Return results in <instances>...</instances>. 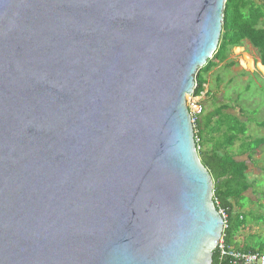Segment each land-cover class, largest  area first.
I'll use <instances>...</instances> for the list:
<instances>
[{"label":"water","instance_id":"obj_1","mask_svg":"<svg viewBox=\"0 0 264 264\" xmlns=\"http://www.w3.org/2000/svg\"><path fill=\"white\" fill-rule=\"evenodd\" d=\"M225 3L0 0V264H214L187 97Z\"/></svg>","mask_w":264,"mask_h":264},{"label":"trees","instance_id":"obj_2","mask_svg":"<svg viewBox=\"0 0 264 264\" xmlns=\"http://www.w3.org/2000/svg\"><path fill=\"white\" fill-rule=\"evenodd\" d=\"M245 40L249 41L257 50L260 62L264 66V0H226L218 48L207 63L199 69L196 75L194 96L202 97L207 83L205 75L218 63L225 62L230 51L235 47L242 46ZM232 64L227 63L228 67ZM201 103L203 105L202 101ZM226 109L228 108H219L213 114L212 118L217 117L219 122L216 121L217 126L212 125L210 121L206 125L208 137L202 134L203 121L200 116L204 110L197 119L199 158L213 180L215 207L218 211L224 209L227 215V228L224 230L225 243L236 250L264 253V246H255L249 241L242 243L236 239L237 234L246 227V218L241 212L244 208L245 195L253 190L248 179V166L245 162L239 161L237 157L248 153L254 154L264 146V138L252 140L247 137L245 124L238 122L236 126L234 117L224 112ZM258 126L264 128V121L260 122ZM220 133H224V135L215 137ZM236 142H240V147L234 151ZM213 262L218 264L216 251L213 254Z\"/></svg>","mask_w":264,"mask_h":264},{"label":"rangeland","instance_id":"obj_3","mask_svg":"<svg viewBox=\"0 0 264 264\" xmlns=\"http://www.w3.org/2000/svg\"><path fill=\"white\" fill-rule=\"evenodd\" d=\"M247 51L251 52L248 48L243 49V52ZM252 51L258 56L256 50L252 49ZM241 59L243 65L248 69H253L251 59L243 56ZM219 73H221L222 79L219 80L217 86L223 93L222 99L213 98L210 101H205L204 113L200 116L203 121L202 134L204 136L208 134L206 125L209 124V121L212 125H218L215 117L212 118V116L215 111L221 108V105H225L228 109L237 108L247 119V121L239 123L245 124L246 134L252 140L264 138V128L258 126L260 122L264 121V78L257 71H254L253 76H249V78L248 75L236 74L225 69L220 70ZM243 76H246V79ZM225 120L231 121L230 119ZM238 121H235L236 126ZM235 148L237 149V146ZM254 163L255 167L261 166L262 170L259 175H254L252 176L254 178L249 179L253 190L252 193L245 195L244 208L241 210L246 218V227L237 234L236 239L242 243L249 241L259 247L264 246V146L261 160ZM234 222L237 221L234 220Z\"/></svg>","mask_w":264,"mask_h":264},{"label":"crops","instance_id":"obj_4","mask_svg":"<svg viewBox=\"0 0 264 264\" xmlns=\"http://www.w3.org/2000/svg\"><path fill=\"white\" fill-rule=\"evenodd\" d=\"M248 48L251 52L247 51V52H243V49ZM238 49H240V51H237ZM256 50L249 41L245 40L243 43L242 47H235L228 56V59L225 62H221L218 63L216 67H214L209 73H207L206 79H207V83L205 84V89L203 92V95L201 97V101L203 102V105L205 103V101H210L213 98H219L222 99V91L220 90L219 86H217V83L219 82L220 79H222V75L221 73H219L220 70L225 69L231 72H235L236 74H240V75H248L249 76H253V72L257 71L263 78H264V71L261 69L260 65V59L259 56L255 55V52L252 51ZM257 51V50H256ZM242 56L246 57L247 59H251L252 60V67L253 69H248L245 65L242 64ZM256 56V57H255ZM227 63H233L230 67H228ZM260 67V68H259ZM250 68V67H249ZM253 71V72H252ZM216 78H215V77ZM244 79H246V76H243ZM231 80V79H229ZM221 108H225V105H221ZM226 114H228L229 116L234 117V120L238 122L241 121H247V119L245 117H243V115L241 114L240 111L237 110V108H232V109H226L224 111ZM216 121H218V118L215 117ZM219 122V121H218ZM224 135V133H220V134H216L215 137H222ZM206 137H208L206 135ZM247 137H249L247 135ZM251 138V137H250ZM237 146V149L240 147V142H236L235 146ZM236 148H234V151H237ZM262 154H263V147L259 148L254 154H245L243 156H239L237 157V159L239 161L245 162L248 166V179H251L252 176L254 175H259L261 172L260 170H262V167L257 166L255 167V161H260L262 158ZM251 155H253L251 157ZM254 178V177H252ZM249 193H252V191H250ZM248 194V193H247Z\"/></svg>","mask_w":264,"mask_h":264},{"label":"built area","instance_id":"obj_5","mask_svg":"<svg viewBox=\"0 0 264 264\" xmlns=\"http://www.w3.org/2000/svg\"><path fill=\"white\" fill-rule=\"evenodd\" d=\"M194 93V92H193ZM187 97V106L191 116V122L194 128L195 141L197 151L200 150L198 145L199 137L197 136L196 122L199 116L203 113V105L201 103V97H196L194 94ZM219 213L224 219V230L227 228L226 213L224 209L219 210ZM224 231L221 239L216 245L215 251L218 256V264H264V253L259 251H241L236 250L232 246H228L225 243Z\"/></svg>","mask_w":264,"mask_h":264},{"label":"bare ground","instance_id":"obj_6","mask_svg":"<svg viewBox=\"0 0 264 264\" xmlns=\"http://www.w3.org/2000/svg\"><path fill=\"white\" fill-rule=\"evenodd\" d=\"M260 67H261V69L264 71V66H263V65H260ZM260 67H259V68H260Z\"/></svg>","mask_w":264,"mask_h":264},{"label":"flooded vegetation","instance_id":"obj_7","mask_svg":"<svg viewBox=\"0 0 264 264\" xmlns=\"http://www.w3.org/2000/svg\"><path fill=\"white\" fill-rule=\"evenodd\" d=\"M243 46V45H242ZM242 46H240V47H242Z\"/></svg>","mask_w":264,"mask_h":264},{"label":"clouds","instance_id":"obj_8","mask_svg":"<svg viewBox=\"0 0 264 264\" xmlns=\"http://www.w3.org/2000/svg\"><path fill=\"white\" fill-rule=\"evenodd\" d=\"M215 251V250H214Z\"/></svg>","mask_w":264,"mask_h":264}]
</instances>
